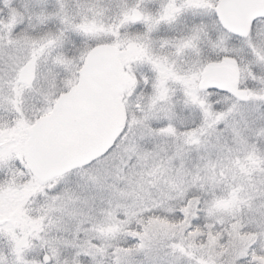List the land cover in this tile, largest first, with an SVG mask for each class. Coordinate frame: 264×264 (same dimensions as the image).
I'll return each mask as SVG.
<instances>
[{"label":"snow or ice","instance_id":"1","mask_svg":"<svg viewBox=\"0 0 264 264\" xmlns=\"http://www.w3.org/2000/svg\"><path fill=\"white\" fill-rule=\"evenodd\" d=\"M0 264H264V0H0Z\"/></svg>","mask_w":264,"mask_h":264}]
</instances>
